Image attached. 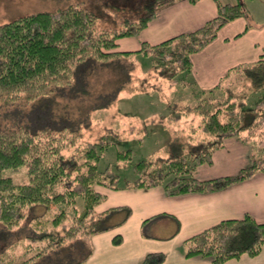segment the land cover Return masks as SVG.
I'll return each instance as SVG.
<instances>
[{"label":"trees","instance_id":"16d2710c","mask_svg":"<svg viewBox=\"0 0 264 264\" xmlns=\"http://www.w3.org/2000/svg\"><path fill=\"white\" fill-rule=\"evenodd\" d=\"M174 1L147 0L142 15L137 19L124 17L120 28L110 31H96L98 16L79 4L34 12L0 24V109L31 107L22 124H0V224L4 228L22 224L26 217L21 229L28 230L24 240L16 239L8 249L0 250V264H31L71 239L88 244L91 235L109 228L106 215L95 211L103 197L95 187H119L118 176L109 167L98 168L102 151L110 145L104 137L99 145L82 142L77 131L66 125L57 127L58 119L35 105L72 85L78 72H83L82 64L92 61L109 63L134 55L149 57L176 82L173 78L177 74L189 75L193 53L214 40L227 22L246 15L245 0H214L216 15L198 28L157 44L142 42L137 50H116L119 39L138 35L161 7ZM182 84L193 82L185 80ZM199 91L194 105H186L169 116L177 120L193 112L197 118L194 121L190 117L187 127L175 131L167 145L171 156L159 157L154 163L151 155L134 164L136 178L126 187L163 186L169 196L206 193L264 171V53L252 63L230 68L214 87ZM15 110H11L13 115ZM65 133L69 134L68 140L62 139ZM177 136L187 140L186 146L177 141ZM236 136L254 148L258 146L259 153L251 163L235 175L195 179V167L210 163L212 153L222 147L224 140ZM131 155L129 149L119 151L117 159L126 167ZM22 165L28 177L25 183L15 184L11 177L2 175L3 169L16 170ZM38 206L43 211L35 213ZM19 242L26 252L32 248L38 251L25 259H14ZM119 243L120 238L115 237L113 244ZM263 245L264 222L250 214L221 220L182 242L184 257L201 256L212 264H223L243 254L256 256ZM89 255L90 249L73 264H86ZM163 261L164 254L150 253L142 264Z\"/></svg>","mask_w":264,"mask_h":264},{"label":"crops","instance_id":"0c3cea01","mask_svg":"<svg viewBox=\"0 0 264 264\" xmlns=\"http://www.w3.org/2000/svg\"><path fill=\"white\" fill-rule=\"evenodd\" d=\"M261 5L264 8V1ZM216 13L214 0H175L161 7L138 35L119 39L118 48L132 51L140 48L142 42L157 44L198 28ZM248 19L245 15L227 22L214 40L191 55L192 69L187 80L194 81L196 88L214 87L230 68L252 63L264 53V23ZM255 151L240 136L227 138L213 152L210 163L195 167L193 177L206 180L235 175L258 155ZM95 189L103 196L95 211L106 215L109 228L90 236L86 264H142L150 253L164 254L160 264H212L201 256L184 257L182 242L221 220L245 214L264 222V171L206 193L169 196L163 186L125 184L116 189ZM115 237L120 238L119 244H113ZM223 264H264V245L256 256L243 254Z\"/></svg>","mask_w":264,"mask_h":264},{"label":"rangeland","instance_id":"374dc122","mask_svg":"<svg viewBox=\"0 0 264 264\" xmlns=\"http://www.w3.org/2000/svg\"><path fill=\"white\" fill-rule=\"evenodd\" d=\"M145 1L147 0H0V24L34 12L53 11L70 4H79L82 8L93 10L98 16L96 31H110L119 29L124 17L137 19L142 15ZM219 1L236 3V0ZM261 1L245 0L246 16L250 22L264 23V8L261 5L264 0ZM116 50L120 51L118 44ZM89 63L82 64L83 72H78L72 85L59 89L35 107L52 113L58 119L57 127L66 125L77 131L82 142L91 141L99 145L101 137H104L110 145L102 151L98 168L103 170L109 167L118 176V185H124L136 178L133 165L140 160L153 155L152 161L156 163L159 157L171 156L167 154V145L174 138L175 131L187 127L190 117L194 121L197 118L193 112L177 120L169 119V116L174 111L184 109L186 105H194L200 91L190 79L188 81L193 84H182L188 79L186 72L174 76L176 82H173L169 77L170 73L153 65L149 57L134 55L121 60L113 59L109 63ZM29 108V105L2 107L1 126L7 123L22 124ZM12 109H16V115L11 113ZM42 120L45 121L46 118L42 117ZM66 136L69 134L65 133L62 139L68 140ZM177 141H183L186 146L185 138L177 136ZM257 147L255 154H258ZM127 149L132 155L125 167L122 160L117 159V153ZM186 160L187 165L191 166L190 159L186 157ZM162 165L167 168L166 164ZM2 175L11 177L15 184L28 180L25 165L16 170L3 169ZM78 205H81L80 200ZM42 211L43 208L39 206L35 209V213ZM22 221V224L20 222L6 228L0 224V250L8 249L11 242L27 235V228L21 229L25 226L26 217ZM22 246L21 242L17 243L15 248L18 255L13 253L12 258L25 259L38 251L37 248H32L26 252ZM88 249V244L71 239L33 261L34 264H73Z\"/></svg>","mask_w":264,"mask_h":264}]
</instances>
